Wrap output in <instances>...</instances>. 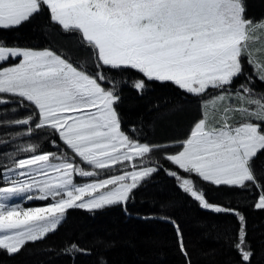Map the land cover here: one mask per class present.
<instances>
[{"label": "snow or ice", "instance_id": "1", "mask_svg": "<svg viewBox=\"0 0 264 264\" xmlns=\"http://www.w3.org/2000/svg\"><path fill=\"white\" fill-rule=\"evenodd\" d=\"M44 8L89 50L95 72L85 69L88 58L74 65L51 48L0 41V106L12 105L5 112L27 110L22 118L0 121L23 126L0 138V146H12L0 153V250L13 255L43 240L69 209L121 205L126 211L134 190L163 171L200 208L237 218L233 246L240 264H250L245 216L210 202L192 177L218 189L255 187L254 207L264 209V183L253 167L264 154V90L252 87L256 80L264 82V19L246 16L245 0H0V30L19 27ZM129 70L142 78L122 79ZM240 77L244 80L233 89ZM146 82L171 83L200 98L201 118L187 138L150 144L141 142L136 126L122 129L121 86L142 95ZM25 137L27 142H20ZM44 140L54 151L42 150ZM117 165L121 174L100 178ZM76 177L93 179L77 183ZM32 200L51 203L23 206ZM160 218L175 226L187 259L179 225ZM65 251L87 253L75 243Z\"/></svg>", "mask_w": 264, "mask_h": 264}, {"label": "trees", "instance_id": "2", "mask_svg": "<svg viewBox=\"0 0 264 264\" xmlns=\"http://www.w3.org/2000/svg\"><path fill=\"white\" fill-rule=\"evenodd\" d=\"M246 16L259 21L264 19V0H245ZM0 41L8 46L41 50L51 48L63 52L71 62L88 58L90 52L81 45L76 34L62 31L44 10L21 26L0 30ZM245 72L253 75L251 66L244 65ZM88 72H95V65L88 58ZM117 79L121 77L110 73ZM142 78L129 70L122 79L131 81ZM244 80L240 77L233 84ZM143 94L131 86H121V102L118 111L122 129L136 126L141 131V142L150 144L180 141L189 135L195 122L201 118L200 98L185 93L171 83L146 82ZM264 90V82L256 80L252 85ZM11 104L0 106V121L22 118L27 110L5 112ZM23 128L0 124V138L8 139L9 132ZM25 137L20 142H27ZM16 143V142H13ZM59 143V141H58ZM44 151H54L49 142H41ZM12 150L11 145L0 146V153ZM168 151H175L169 148ZM158 156V154H157ZM165 167L175 169L167 161ZM253 167L264 183V154L253 161ZM204 188L210 202L235 208L246 218V240L253 251L250 264H264V209L254 207L259 191L216 188L197 177H192ZM3 181L0 179V184ZM134 199L127 204L109 206L89 212L85 209H69L66 218L54 233L43 240L27 243L19 253L9 255L0 250V264H240V256L234 248L238 239L239 222L232 214H217L199 207L198 203L177 187L174 178L160 171L134 190ZM39 204V203H38ZM168 216L180 227L186 257L181 253L175 226L160 217ZM72 243L86 249L87 253H67Z\"/></svg>", "mask_w": 264, "mask_h": 264}, {"label": "rangeland", "instance_id": "3", "mask_svg": "<svg viewBox=\"0 0 264 264\" xmlns=\"http://www.w3.org/2000/svg\"><path fill=\"white\" fill-rule=\"evenodd\" d=\"M82 166H84V167H89V166H87V165H82ZM120 168V166L119 165H117L116 166V169H114L112 172H108L107 170H105L103 173H102V175H101V179H103V178H107V176L108 175H112V174H115V175H119V174H121V172L120 171H118L117 169H119ZM93 178H82V177H76V182L77 183H84V182H88V181H90V180H92ZM39 203V204H38ZM51 203V201L50 200H47V201H41V200H32V201H24V203H23V206L24 207H40V206H45V205H48V204H50Z\"/></svg>", "mask_w": 264, "mask_h": 264}]
</instances>
